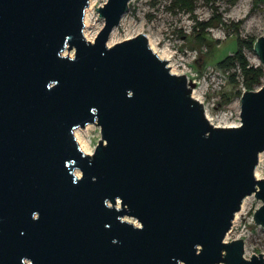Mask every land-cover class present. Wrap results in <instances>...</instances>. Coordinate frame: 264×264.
<instances>
[{"label": "water", "instance_id": "water-1", "mask_svg": "<svg viewBox=\"0 0 264 264\" xmlns=\"http://www.w3.org/2000/svg\"><path fill=\"white\" fill-rule=\"evenodd\" d=\"M88 2L0 0V264H264L224 239L247 193L264 225V77L213 123L143 31L107 42L128 0L95 6L91 39ZM252 47L264 66V33Z\"/></svg>", "mask_w": 264, "mask_h": 264}, {"label": "rangeland", "instance_id": "rangeland-1", "mask_svg": "<svg viewBox=\"0 0 264 264\" xmlns=\"http://www.w3.org/2000/svg\"><path fill=\"white\" fill-rule=\"evenodd\" d=\"M103 1L92 0L88 22H83V33L92 38L103 24V16L95 8ZM173 2L128 0L127 8L111 33L112 42L138 31L149 34L155 38L158 49L162 48L170 54V59H167V62L171 61L169 68L187 73L195 81L192 87L195 86L203 108L206 107L210 113L211 122L237 123L239 97L243 89L241 73L238 66H219L217 59L231 52L236 47V39L240 38L248 60L262 64L252 44L248 45L245 40L264 33V0H192V10ZM236 4L238 11L233 13L231 11ZM66 51L73 53V47ZM77 127H80L86 140V148L91 151L100 136L99 125L90 121ZM261 152V160L258 153L255 164L259 177L264 176V148ZM260 202L254 192L245 194L224 235V239L243 237L246 256L253 251H262L264 255V225L253 217L254 209ZM123 216L137 222L133 215L125 213ZM213 264H224V261Z\"/></svg>", "mask_w": 264, "mask_h": 264}, {"label": "trees", "instance_id": "trees-1", "mask_svg": "<svg viewBox=\"0 0 264 264\" xmlns=\"http://www.w3.org/2000/svg\"><path fill=\"white\" fill-rule=\"evenodd\" d=\"M175 4L184 6L189 10L194 8L192 0H173ZM196 21V19H195ZM248 45L253 43V39L245 40ZM242 39H236V47L231 51L225 53L217 59V64L221 67H239L241 73V81L245 89L255 88L262 81L264 77V66L261 63H252L248 60L244 51L242 50Z\"/></svg>", "mask_w": 264, "mask_h": 264}, {"label": "bare ground", "instance_id": "bare-ground-1", "mask_svg": "<svg viewBox=\"0 0 264 264\" xmlns=\"http://www.w3.org/2000/svg\"><path fill=\"white\" fill-rule=\"evenodd\" d=\"M92 0H89V2H88V4L86 5V7H85V11H84V17H83V19H84V23L85 24H87V22H88V19H89V8L91 7V5H92ZM237 4L233 7V9H232V11L231 12H233V13H235V12H237L238 11V9H237ZM114 26L115 25H113L112 26V28H111V30H110V35L108 36L109 37V39H107V42L108 43H111L112 42V39H111V33H113V31H114ZM146 34V36H147V40H148V44L150 45V47L159 55V56H162V57H164V58H166V59H170V54L169 53H167L166 51H164V49H162V48H157L156 47V40H155V38H153V37H151L149 34H147V33H145ZM85 36L87 37V38H92V36H88L86 33H85ZM66 50V49H65ZM168 63V65L169 66H171V61H168L167 62ZM170 69L172 70V71H175V72H178L177 70H175L173 67H170ZM184 72V71H183ZM196 88H195V86L194 87H192V89H191V94L193 95V96H195L196 98H198L199 100H201V98H200V96H199V94H197V93H195V90ZM205 109V114H206V116H207V118L211 121V115H210V113L207 111V108L205 107L204 108ZM78 126V125H77ZM77 126H75L74 128H73V132H74V134H75V137H76V139L78 140V142H79V145H80V147L84 150V151H88V149L86 148V146H85V144H86V140L83 138V136H82V132L79 130L80 129V127H77ZM260 152H259V160H261V150H259ZM74 172L76 173V174H79L80 173V169L78 168V167H75L74 168ZM255 174H256V176H259V172H258V168H257V166L255 167ZM243 199V198H242Z\"/></svg>", "mask_w": 264, "mask_h": 264}, {"label": "built area", "instance_id": "built-area-1", "mask_svg": "<svg viewBox=\"0 0 264 264\" xmlns=\"http://www.w3.org/2000/svg\"><path fill=\"white\" fill-rule=\"evenodd\" d=\"M186 74V77L188 78V79H190V76L187 74V73H185ZM245 88H244V86H243V89L242 90H244ZM238 122H239V120H238ZM237 122V123H238Z\"/></svg>", "mask_w": 264, "mask_h": 264}]
</instances>
